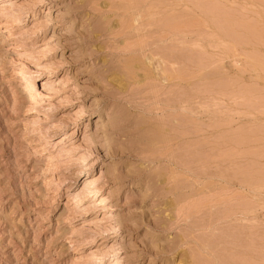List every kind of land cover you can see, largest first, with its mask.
I'll list each match as a JSON object with an SVG mask.
<instances>
[{"label":"rangeland","instance_id":"rangeland-1","mask_svg":"<svg viewBox=\"0 0 264 264\" xmlns=\"http://www.w3.org/2000/svg\"><path fill=\"white\" fill-rule=\"evenodd\" d=\"M2 2L0 264H264V0Z\"/></svg>","mask_w":264,"mask_h":264},{"label":"bare ground","instance_id":"bare-ground-1","mask_svg":"<svg viewBox=\"0 0 264 264\" xmlns=\"http://www.w3.org/2000/svg\"><path fill=\"white\" fill-rule=\"evenodd\" d=\"M0 5H3V6H6L7 5V2H2V3H0ZM227 20V19H226ZM227 22V21H226ZM231 25V24H230ZM228 26V25H227ZM229 27H231V26H229ZM220 28V27H219ZM235 28V27H234ZM245 28V29H244ZM243 29L244 30H246V29H248V28H246V26L244 27ZM228 30V29H227ZM243 30V31H244ZM249 31H251V27L248 29ZM248 30H246V31H248ZM231 31H233L234 32V30H231ZM230 32V31H229ZM245 32V31H244ZM246 33V32H245ZM264 70V69H263ZM59 140H58V142H56L57 144L56 145H58V144H63L62 142H64L65 141V139H67V137L65 136V135H61L59 138H58Z\"/></svg>","mask_w":264,"mask_h":264}]
</instances>
